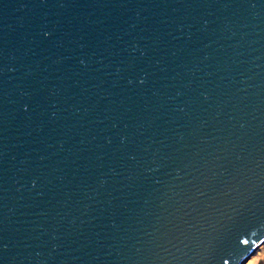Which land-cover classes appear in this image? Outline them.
I'll list each match as a JSON object with an SVG mask.
<instances>
[{
	"label": "water",
	"instance_id": "water-1",
	"mask_svg": "<svg viewBox=\"0 0 264 264\" xmlns=\"http://www.w3.org/2000/svg\"><path fill=\"white\" fill-rule=\"evenodd\" d=\"M263 241L264 0H0V264Z\"/></svg>",
	"mask_w": 264,
	"mask_h": 264
},
{
	"label": "flooded vegetation",
	"instance_id": "flooded-vegetation-1",
	"mask_svg": "<svg viewBox=\"0 0 264 264\" xmlns=\"http://www.w3.org/2000/svg\"><path fill=\"white\" fill-rule=\"evenodd\" d=\"M256 256H258L257 260L256 261L253 260L250 263V261ZM249 263L250 264H264V241L252 251V253L248 257V260L246 261V264H249Z\"/></svg>",
	"mask_w": 264,
	"mask_h": 264
},
{
	"label": "rangeland",
	"instance_id": "rangeland-1",
	"mask_svg": "<svg viewBox=\"0 0 264 264\" xmlns=\"http://www.w3.org/2000/svg\"><path fill=\"white\" fill-rule=\"evenodd\" d=\"M257 258H258V256H256L255 258H253V259L250 261V263H251L253 260H255V261H256V260H257ZM247 263H248V262H247ZM250 263H249V264H250ZM244 264H246V262H245Z\"/></svg>",
	"mask_w": 264,
	"mask_h": 264
}]
</instances>
